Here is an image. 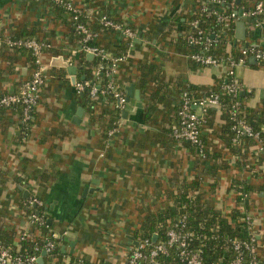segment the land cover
Returning <instances> with one entry per match:
<instances>
[{
	"label": "crops",
	"instance_id": "1",
	"mask_svg": "<svg viewBox=\"0 0 264 264\" xmlns=\"http://www.w3.org/2000/svg\"><path fill=\"white\" fill-rule=\"evenodd\" d=\"M71 1L86 14L97 33L96 43L110 56L125 58L116 68L115 80L126 95V88L135 84L142 107L132 111L134 105L127 104L128 118L105 142L104 125L92 120L80 103L77 84L86 79L84 74L79 77L80 71L85 62L95 58L83 53L81 36L73 29L70 17L58 12L53 0H0V97L18 92L34 70L30 52L9 48L5 39L34 33L52 44L45 53L47 81L40 88L31 124L25 123L21 106L0 110L3 243L22 250L19 229L29 227L28 199L36 195L44 202L52 229L65 233L58 241L63 254L82 258L86 264H126L129 250L141 238L135 234L137 229L151 210L173 204L169 197L179 192L183 179H199L204 201L222 212L236 207L235 182L261 185L260 192L251 193L250 201L261 240L264 164L257 165L258 173L250 176L252 167L244 156L248 145L229 148L219 136L226 121L223 110L212 108L211 124L204 129L210 151L219 154L217 172L203 167L195 147L172 140L165 131L175 125L176 109L186 87H195V94L201 95L225 79V66H197L189 53L176 45L177 37L189 32L188 21L205 0ZM259 2L264 4V0ZM231 8L236 7L232 4ZM244 8L235 9L236 13L248 11ZM102 16L131 27L136 37L129 42L122 31L104 26ZM259 20L261 25L254 17L238 14L233 46L264 49V14ZM59 57L78 68L76 82L66 67L54 64ZM236 71L244 85L246 106H264V61L250 56ZM144 78L150 82V90L161 89L164 95L151 118V92L140 87ZM80 107L84 112L77 123L74 118ZM31 232H35L30 231L33 237Z\"/></svg>",
	"mask_w": 264,
	"mask_h": 264
},
{
	"label": "built area",
	"instance_id": "2",
	"mask_svg": "<svg viewBox=\"0 0 264 264\" xmlns=\"http://www.w3.org/2000/svg\"><path fill=\"white\" fill-rule=\"evenodd\" d=\"M53 1L63 5L71 12V23L75 32L81 36L82 50L87 54H93L94 58H98L99 63L96 75L98 76L105 71L106 76L112 78L118 64L125 58L123 56H110L106 48L96 43L97 33L88 24L84 11L73 1ZM208 1L214 5H220L224 2V0ZM208 1H204L201 8L202 11L206 10L209 4ZM263 14L264 4L262 2L257 3L253 9L243 12V15L258 19L257 25L262 24L259 18ZM233 19H238L236 12L226 17L220 15L218 20L224 22L222 30L230 27ZM101 22L106 27L122 31L129 40H133L136 37L135 31L131 27L110 20L107 16H102ZM193 25L198 27V21L195 20ZM188 41L189 44L203 46V49L188 54L198 66L226 67V82L222 84L221 90L231 97L228 111L234 131L232 142L241 145L244 144L243 140L246 138L256 139L258 144L254 146L248 145L247 153L254 161H260V159L264 161V141L260 138V132L255 131L245 118L241 117L242 108L246 104L239 98V94L243 93L244 85L236 71L237 66L246 63L250 56H254L257 60L263 62L264 49L241 47L239 49V57L225 58L211 53L214 38L213 36H206L202 30H198L196 34H190ZM5 44L11 49L28 50L34 62V70L30 79L24 82L18 92L5 94L0 97V109L21 104L23 106L24 119L28 120L39 104L40 88L47 81L45 53L49 48H52V44L36 37H8L5 39ZM70 64L72 65L71 62ZM89 85V82L78 83V93L83 92L86 86ZM108 89L116 96V105L123 111L126 110V94L123 91H116L112 81L108 83ZM213 89L211 87L197 96H191L188 91L182 92L177 114L178 122L176 126L172 127L173 136L179 141L192 143L196 147V153L200 158L206 157V146L203 140V124L206 122V116H208L210 109L224 106L220 92H216ZM98 90V86H93L90 90L91 95L95 96ZM122 121L120 120L116 127L109 130V137L114 136L119 131ZM248 173L250 176H254L255 173H258L257 167L252 166ZM245 196L247 197V195ZM28 206L31 208L29 227H20L18 238L19 242L30 241L33 252L15 253L11 247L6 246L2 242L0 235V264H86L82 258L68 254L60 256L55 253L58 241L61 239L62 234L64 235L65 233L60 234L47 224L45 213L39 211V208L44 207L43 200L36 195H32L28 199ZM255 216L257 217V214L253 210L246 213L245 220L248 225L249 237L243 239L235 238L231 241L234 253L231 264H262V260L257 253L261 246L258 243L260 235L259 226H257L258 217L256 219ZM186 217L187 214L180 215L175 225L167 230L165 240H160L158 237L157 242H155L152 237L140 238L138 244L133 245L129 250L126 264H203L201 249L195 248L192 243L195 237L194 233L185 230L187 225ZM31 229L36 233L34 235L31 232L33 237L30 234ZM170 256V261L164 259V257ZM41 258H44L43 263H40Z\"/></svg>",
	"mask_w": 264,
	"mask_h": 264
},
{
	"label": "trees",
	"instance_id": "3",
	"mask_svg": "<svg viewBox=\"0 0 264 264\" xmlns=\"http://www.w3.org/2000/svg\"><path fill=\"white\" fill-rule=\"evenodd\" d=\"M238 1L239 0H224L223 4L220 5H214L213 3H209L208 1L209 4L205 11H202V7H200L199 11L188 21L187 27L189 32L183 36L177 37L176 45L178 46V48L184 53L195 52L203 49L202 45H192L189 44L188 41L190 34H196L198 30H202L206 36H213L214 41L211 46V53H213L215 56H223L225 58L239 57V49L237 46H233L232 43L233 27L236 21L233 19L231 21L230 27L222 30L224 22L219 21L218 18L220 15L222 17H226L232 13H235L236 10H238L240 7H245L244 9H247L249 11L253 9V7L261 0H240L239 3ZM233 2L236 8H231ZM54 4L57 6L56 10L58 12H63V16H68L70 17L69 20H71V12L69 10H67L61 4H57L55 2ZM195 20L198 21V27H194L193 25V22ZM15 36L35 37V34L23 32L16 34ZM129 42H132V40H130ZM50 50L51 48H49L47 51ZM98 63V58H95L92 62L84 63L79 77L81 78V75L84 74L86 76V79L81 83L89 82L90 85L86 86L85 90L79 94V97L81 105L86 108L91 119L99 120L104 125L102 134L103 139L106 142L110 138L109 130L116 127L120 120H123V110L116 105L117 98L114 93L108 89V83L112 81L116 87V91H123L125 94L126 91L121 85L117 83L114 75L111 78L110 76H106V72L103 71L97 76L96 69ZM225 82L226 78L219 81L218 84L213 87V90H215L216 92H220L221 100L224 103V106H222L221 109L224 112L226 121L219 136L225 139L227 145L229 146V148H231L234 144L232 142V138L234 136V131L232 129L233 124L230 120L231 117L228 111L231 104V97L223 93V91L221 90V86ZM93 86L99 87V90L97 91L95 96H92L90 93V90ZM140 87L145 92H151L148 104V115L151 118L152 113L156 109V103L162 101L164 99V95H161V89H158L156 91L150 90V82L145 78L141 80ZM194 90L195 87L189 86L186 87L183 92L188 91L191 96H197ZM239 98L242 101L247 100L246 97H243L241 93L239 94ZM152 102L155 104H152ZM13 106H21L23 108L21 104ZM178 109L179 103L176 109V122L174 126H176L178 122ZM212 113L213 111L212 109H210L208 112V116H206V122H204L203 124V140L206 146V157L201 158L200 160L201 162H203V167L205 169L209 171L213 169L217 172V158L219 157V154L217 153L218 151H216L215 153H212V151H210V147H208L207 144V139L205 138L206 134L204 132L205 126L211 124ZM241 117H244L255 131L260 132V138L264 141V106L262 105L258 108L245 106L242 108ZM32 120L33 112L31 114V118L25 120V123L31 124ZM165 131L166 135L169 134V137L172 140L178 141L172 134V128ZM183 142L189 145L192 149L195 147L188 141ZM243 143L245 144V146H254L258 144V141L253 138H246L243 140ZM244 156L250 161L247 162V165L251 167L264 164V161L262 159H260V161H254L247 153V151H245ZM211 160L212 162H209ZM235 184L237 189L236 207L233 208L230 212H222L219 209H216V207L212 206L209 202L204 201L205 196L199 191V179H193L191 181L183 179L179 183V192L176 194H172L169 197V199L172 200L173 204L166 209L157 207V209L151 210L150 213H148L145 222L137 229L135 233L136 236L141 238H153L154 235L157 234L160 240H165L167 230L175 225L177 220L180 218V215L187 214V225L185 230L194 233L195 237L192 243L195 248L201 249L203 264H231V260L234 254L231 241L235 238L243 239L249 237V230L245 217L247 212L253 210L250 205L252 197L251 193H258L263 188L261 185L252 183L245 184L242 181L235 182ZM245 195H247V197ZM39 211L41 213H45V207L39 208ZM46 219L47 224L50 226L47 216ZM50 228H52V226H50ZM19 243L21 244V251H15L11 247L15 253L33 252V247L30 241H20ZM258 243L261 247H259V251L257 253L262 260V264H264V237L259 240ZM55 253L59 254L60 256H62L63 254L59 243L56 247ZM164 259L170 261L171 256L164 257Z\"/></svg>",
	"mask_w": 264,
	"mask_h": 264
},
{
	"label": "water",
	"instance_id": "4",
	"mask_svg": "<svg viewBox=\"0 0 264 264\" xmlns=\"http://www.w3.org/2000/svg\"><path fill=\"white\" fill-rule=\"evenodd\" d=\"M237 13L240 16H242L243 10H240ZM238 24H240V26H245L244 22H239ZM88 58L93 59L94 55L88 54ZM54 64L66 67L68 69V71L73 75V80L76 82V73H77V69H78L76 66H69L68 63L65 62L62 57L56 58L54 60ZM126 89H127V95H126L127 104L128 105H134V107L132 106V111H135L136 108H141L142 102H141L140 90L136 89L135 84H131ZM83 112H84V109L82 107H80L76 113L75 118H74L75 122L79 123L81 121L82 116H83ZM129 113H130V111L124 110L123 114H122L123 119H127L129 116ZM89 191H91V190H89ZM87 192H88V190H87ZM153 239L155 242H157L158 235L155 234ZM135 243L138 244L137 241ZM40 263H43V258L40 259Z\"/></svg>",
	"mask_w": 264,
	"mask_h": 264
}]
</instances>
